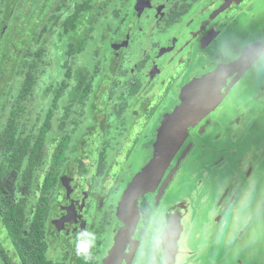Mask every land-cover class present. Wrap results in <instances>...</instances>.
Returning <instances> with one entry per match:
<instances>
[{
  "label": "flooded vegetation",
  "instance_id": "flooded-vegetation-1",
  "mask_svg": "<svg viewBox=\"0 0 264 264\" xmlns=\"http://www.w3.org/2000/svg\"><path fill=\"white\" fill-rule=\"evenodd\" d=\"M38 1L33 0L29 11L34 14L28 23H23L19 10L0 14V45L7 35L15 45L12 55H7L11 57L1 53L5 56H0V75L7 73L9 80L5 77L0 84L4 86L1 94L9 100L8 96H14L13 102L24 107V115L36 117L42 109L51 110L44 140L51 152L63 147L60 141L66 138L60 164L47 168L46 159L35 165L34 188L28 193L19 189L24 194L26 220L32 218L38 226L36 246L45 260L53 264H165L169 238L178 246L183 236V257L189 260L181 263L179 256L176 261L174 257L175 264H206L210 255L223 253L211 245L226 218L218 215L211 222L208 207L212 200L197 199L194 192L210 174L200 171L195 177L193 166L201 158L219 165L223 176L229 174L225 164L234 151L227 145L235 141L229 126L236 129L241 123L232 110L241 109L247 90H253L254 100L264 101V68L258 69L259 59L222 97L215 112L197 119L190 140L179 148L172 138L179 130L181 111L203 81L217 89L223 85L222 71L217 69L224 68L231 50L238 52V38L264 31V0ZM26 70L33 74L29 87L24 86ZM180 81L181 93L175 92L173 86ZM55 85L61 93L55 92ZM164 100L185 101L182 109L174 105L173 110H181L169 124L173 178L168 183L161 173L158 193L152 197L155 201L148 199L153 185L144 189V180L136 179L137 195H126L123 186L134 176L133 168L126 173V160L138 158L134 151L141 141L157 138L160 122L155 116L167 112L165 106L160 107L163 102L158 103ZM29 101H34L33 109ZM33 122L41 126L42 120ZM196 132L204 137L202 147L191 146L182 158L187 144L197 143ZM258 135L259 143L251 145L244 157L235 156L249 163L245 177L264 180V173L260 178L254 174L264 161V130H258ZM239 137L233 146L245 143ZM145 149L150 153L152 148L147 145ZM162 165L159 160L156 171ZM49 177L50 185L43 187L44 178ZM177 177L179 187L171 192ZM257 185L255 200L264 191ZM213 223L218 225L213 228ZM169 227L173 230L166 234ZM83 232L92 238L87 254L78 253L76 247ZM3 235L0 225V241L9 250ZM14 259L15 264H28L20 256Z\"/></svg>",
  "mask_w": 264,
  "mask_h": 264
},
{
  "label": "rangeland",
  "instance_id": "rangeland-1",
  "mask_svg": "<svg viewBox=\"0 0 264 264\" xmlns=\"http://www.w3.org/2000/svg\"><path fill=\"white\" fill-rule=\"evenodd\" d=\"M0 2L3 4V6H7L6 10H19L21 12V18L23 23H28L31 20H28L31 15L34 14L32 11L30 13L29 10L33 9V0H21V3L19 4V1L17 0H10V2L6 5V0H0ZM35 2V1H34ZM44 2L43 0H39L38 3ZM19 4V6H18ZM7 12V11H6ZM34 17V16H33ZM14 57V55H13ZM50 59V56L48 57L47 60ZM48 64L49 61H48ZM8 66V65H7ZM8 74L4 73L0 75V82L4 80V78L7 77ZM9 80V78H8ZM173 82V81H172ZM171 82V83H172ZM183 83L176 82L173 88L175 89L174 91L177 92L180 90V86ZM196 85V84H195ZM3 84H0V106L2 107V103L7 104V100L5 97L1 94V91L3 89ZM181 93V90H180ZM253 95V90H247L246 93H244V98L241 101V109L237 112L233 113L235 116H238L242 119L240 123V127L236 129H232L230 126V132H232V136H235V141H238L239 135H242V139L245 143L240 142V146H233L235 142L231 145H227L232 147L234 152L236 153H241V157H244V153L249 152V150L252 148L251 145L256 146L259 143V135H258V130H264V101L263 100H254L252 98ZM9 97V96H8ZM31 102V101H29ZM28 102V104H29ZM34 102V101H33ZM30 103L29 106L34 108L32 103ZM160 102L162 104H160ZM185 101L182 102H170V101H159L158 103L161 106H165L166 113L158 112L155 116V121H159V129L157 131V138L154 140L152 137H150V140L148 139V143L145 141H141L139 145L136 147L134 153L136 157L133 160H126L127 163L125 164V170L126 173H129L128 171H131L134 173V176L132 179L128 180L126 182V185L123 186V193L125 192L126 195L133 194L137 195L136 189V179L138 180H144L146 182L145 186L143 187L144 189H148V187H152V193L148 191L149 194V200L150 201H155L153 200L152 197L156 196L158 193V188L159 184L161 182V173H165L166 175V180L168 183H170L171 179L173 178V173H174V166H173V154L171 153L172 149L168 148L171 145L170 139L172 132H170V122L173 121L175 116L180 112L182 109L181 104H183ZM180 106L181 109L179 111L173 110L175 106ZM183 106V105H182ZM30 107V108H31ZM157 108V107H156ZM230 109V106L228 105L225 111H228ZM163 117V118H162ZM160 118L162 120H165V123H161ZM149 132L153 131L152 128L150 127L148 129ZM245 131V132H244ZM147 145H150L151 152L148 153L145 147ZM165 145V148H164ZM163 148L165 149L166 152L163 151ZM170 149V150H169ZM170 153H169V152ZM161 153V154H160ZM264 153V150H263ZM161 161L164 165H162L158 171H156V165L158 161ZM137 163V164H136ZM256 170L258 174L256 175L257 172H255V176L257 178L262 177L264 173V161L256 166ZM166 181V183H167ZM212 181L213 177L212 176H207L204 178L203 181V187H199L197 190L194 191L196 193L197 199H207V202H211L212 199L208 200V195L203 193L202 190L204 188L205 191H207L209 188H212ZM148 185V187H147ZM168 185V184H167ZM166 185V186H167ZM179 180L178 177L174 180L173 185L171 186V192L174 191L176 188L179 186ZM191 185H194V183H191ZM165 186V185H164ZM162 189V188H161ZM143 191H139L138 194H141ZM154 194V196H153ZM168 193L164 197V200L167 202L168 199ZM203 197V198H202ZM244 199L248 204L254 205V196L249 195L246 196L244 195ZM154 204V203H153ZM251 206L246 204L245 210H248ZM253 208H251L252 212ZM255 210L254 208V217L255 220L252 221V214L247 213L244 215V217L241 215L240 216V222L235 220V215L232 213V207L228 206L226 209H220L219 211L223 216V220L226 218L224 224L221 225V230H222V235L220 237V234L217 232V240L214 244H212L211 249H222L224 248V254L222 253H217V256L220 258V261L222 264H250V259L251 258H258L261 264H264V204H262V207L259 209ZM208 211L210 213V219L212 221H216V215L220 214L217 212V208L213 206V200L211 204L208 207ZM256 211V212H255ZM220 214V215H221ZM246 215L248 218V221L246 220ZM216 223H213V226H215ZM212 226V227H213ZM182 229L187 230V225L185 223H182ZM173 229L169 227L166 231V234L171 232ZM184 233V232H183ZM169 238V237H168ZM243 242V243H242ZM169 247L166 248V261L165 264H175L174 263V257L176 261V257H180V262H187L189 260L188 256L183 257V252H184V236L182 239L179 241V244L177 246L174 245L171 242V238H169ZM189 249V248H188ZM177 250V251H175ZM171 252V253H170ZM179 253L177 256L176 253ZM182 255V257H181ZM213 257V256H211ZM228 257V258H226ZM213 257L212 259L208 258V261L211 264H214L216 261ZM198 259V258H197Z\"/></svg>",
  "mask_w": 264,
  "mask_h": 264
},
{
  "label": "trees",
  "instance_id": "trees-1",
  "mask_svg": "<svg viewBox=\"0 0 264 264\" xmlns=\"http://www.w3.org/2000/svg\"><path fill=\"white\" fill-rule=\"evenodd\" d=\"M9 2L10 0H6V5ZM6 7L0 5V14L10 15L14 11L6 10ZM10 20L13 22V16ZM5 40L4 44L0 45V56L13 53L14 42L9 41L8 35ZM59 70L62 73L60 68ZM26 71L23 77V80H26L24 86L29 87L33 74L31 70ZM77 75L78 72H75L74 76ZM58 86H54L55 92L61 93V87ZM13 97L9 96L10 100L5 97L7 104L2 103V107L0 106V225L3 238L11 247L9 250L3 248V243L0 241V264H15L16 256L22 257L28 264H53L45 260L36 246L38 226L34 224L32 218L26 220L25 205L22 202L24 194H19V189L23 188L28 193V190L34 188L35 165L41 164L46 159H48L45 161L47 168L57 167L60 164L67 149L63 144L66 138L60 141L63 147L51 152L44 143L51 110L48 112L42 109L41 112L38 111L36 117L34 114L32 117L26 116L23 112L24 107L21 109L17 100L14 103ZM3 110L6 113H3ZM40 119L41 126H35L33 120H37L39 124ZM50 182V177L44 178L42 186H48Z\"/></svg>",
  "mask_w": 264,
  "mask_h": 264
},
{
  "label": "water",
  "instance_id": "water-1",
  "mask_svg": "<svg viewBox=\"0 0 264 264\" xmlns=\"http://www.w3.org/2000/svg\"><path fill=\"white\" fill-rule=\"evenodd\" d=\"M238 40H241V42L238 44L239 46L237 45L239 47L238 52L235 49L231 50L229 52L228 58L225 59L226 61L225 64H223L224 68L220 67L217 69V70L222 71L223 78H224L223 85L217 89L218 94L221 95V97L218 98V102L215 103L213 107H211L207 111L200 113L199 115L194 114V112L192 111V109L188 107V105L187 107L183 109V111H181L182 113L179 115L177 119L178 120L177 127L179 128V130H177L174 133L176 136L172 138L174 142L176 141L178 142L179 148L183 146V144L188 138L190 140L191 139L190 136L193 135V133L196 131L197 122H198L197 119L201 121L205 117L210 115L212 112H215V110L219 107V105H221L223 98L226 96V94H228L229 90L238 81V79L247 71V69L251 67V65L255 61H257L258 59H259L258 61H260L259 63L260 68L258 69L262 70V68H264V31H259L255 35L253 33H250V34L245 33V35L243 34L242 36H240ZM203 84L204 85L209 84L208 80H205V82L203 81ZM223 88H225V91L222 93ZM262 99H264V96H262ZM195 122H196V125H195ZM199 132H196V135L199 137L197 139V143L195 144L194 142L192 145V142H189L182 153V158L185 157L186 153L190 150L191 146L192 147L194 146V148H198V149L202 147L201 146L202 139L204 141V137L200 136ZM181 134L183 137L181 136ZM263 150L264 148L262 149V151ZM236 154H237L236 152H231L230 156L227 157V162L229 161V164H227V162L225 164V166L229 165V171H226V172H229V174L227 175L223 176V174L220 171L219 165L217 166L215 165L216 163L211 162V161L209 163L203 162L201 158H199V162H200L199 164H194L193 174L195 175V177H197L196 172L197 174H199L200 171H204L205 173L208 172L210 174L209 176L213 177L212 188H209L207 191H204L203 193L208 195V200L209 199L213 200V206L217 208V212L219 211V208L226 209L228 206H231L232 211H233L232 213L234 215L236 214L234 217L235 220L240 222L239 218L241 215L244 217L246 213L247 215L248 213L252 214L253 212L251 213L250 210L253 207H255V210L258 209L257 210L258 212L259 209L262 207V204H264V191L260 192L256 200L254 199L255 200L254 205L248 204L246 200L244 199V194L248 192L249 188H251V190L249 191L250 194H247L246 196L254 195L253 194L255 192L254 187L257 184H258L257 188H260L262 186H263L262 188H264V182L262 183V181L264 180L262 179L255 180V179H252V177L251 178L245 177L244 168L249 163L245 161L240 162V157L235 156ZM251 161L254 162V160H251ZM259 181L261 182L258 183ZM204 200L206 201V199ZM246 204L251 206L248 210H245ZM201 210H203V206ZM254 214L255 213H253L252 215V221L255 220V218H253L255 216ZM218 215L222 217V215L220 214ZM247 215H246V220L248 221ZM221 220L222 218H220L217 221V223L221 224L222 223ZM216 226H213V228H215ZM217 232L220 234V237H221L222 235L221 227ZM218 250H222L223 252L224 248L222 247V249H218ZM213 257H211L210 255L209 259H212ZM214 259L216 261L214 264H222L217 254ZM210 262L208 261L206 262V264H211ZM250 264H261V263L258 258L257 259L251 258Z\"/></svg>",
  "mask_w": 264,
  "mask_h": 264
},
{
  "label": "clouds",
  "instance_id": "clouds-1",
  "mask_svg": "<svg viewBox=\"0 0 264 264\" xmlns=\"http://www.w3.org/2000/svg\"><path fill=\"white\" fill-rule=\"evenodd\" d=\"M218 90L214 84H205L201 87L200 91L192 96L188 101V107L192 109L194 114L199 115L200 113L207 111L218 102ZM92 245V238L86 232H83L78 237L77 252L87 254Z\"/></svg>",
  "mask_w": 264,
  "mask_h": 264
}]
</instances>
